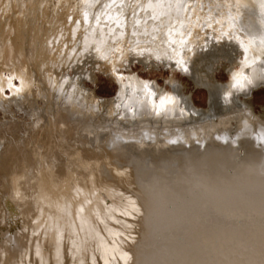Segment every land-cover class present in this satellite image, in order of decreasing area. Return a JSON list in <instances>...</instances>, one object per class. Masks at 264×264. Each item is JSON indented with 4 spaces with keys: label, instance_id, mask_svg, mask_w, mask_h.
Wrapping results in <instances>:
<instances>
[{
    "label": "bare ground",
    "instance_id": "1",
    "mask_svg": "<svg viewBox=\"0 0 264 264\" xmlns=\"http://www.w3.org/2000/svg\"><path fill=\"white\" fill-rule=\"evenodd\" d=\"M76 7L86 8L77 23L72 15L65 27V17L62 33L51 27L49 36L41 22L25 28L10 15L12 37L6 32L9 37L0 41L1 64L8 71V76L0 71V106L13 104L28 119L8 121L4 129L0 122V264H264V115L238 97L263 83L260 68L232 71L242 47L206 29L200 40L180 42L179 35L168 43L171 48L158 43L156 50L132 46L106 52L104 38L78 31L91 9L88 0H77ZM63 31L77 37L85 51L63 50L75 74L60 80L62 69L47 67L54 54L42 56ZM20 36L36 47L42 69L20 61L15 66L12 50L21 55L25 42ZM132 59L175 65L206 90L208 106L196 110L175 86L171 95L160 92L161 103L141 97L140 89L128 98L124 85L120 101H100L83 86L85 66L103 64L112 74ZM220 65L232 77L225 86L213 82ZM52 84L69 98L53 99ZM4 87L10 96H3Z\"/></svg>",
    "mask_w": 264,
    "mask_h": 264
},
{
    "label": "rangeland",
    "instance_id": "2",
    "mask_svg": "<svg viewBox=\"0 0 264 264\" xmlns=\"http://www.w3.org/2000/svg\"><path fill=\"white\" fill-rule=\"evenodd\" d=\"M0 1H2V0H0ZM74 1L75 0H71V1L70 0H63V1H60V0H38V1L37 0H34V1L33 0H28V1L27 0H5L4 1L3 0L2 2H0V4H1L0 8H2L1 13H0V17H1L0 22L1 23L5 22V23L3 24L4 28L3 27L0 28V32H1L0 37L3 36L4 33H5V35L3 36L4 38L3 37L0 38V41L2 40L1 42L5 43L6 38H8L9 36L12 37V35H11L12 32L8 31V25H10V26L12 25L11 20L13 21V18H15V17H17L16 20L20 19L19 24L23 27H25L27 24H28L27 25L28 28H29V25L31 26V28H33L32 26L35 27V25H37V27H41V25L43 24L42 27H43L44 31L46 30L45 33H46V35L48 34V36L52 32L54 33L55 30H57V31L60 30V28H59L60 22L65 17L66 18H65V20H63L61 22V25L64 24L63 26H65V25L68 26L67 23H69L70 18H72V15L75 17L74 19L72 18L74 20V21L73 20L72 21L74 23H77V18L80 17V14L81 15L84 14V10L86 8L84 7L83 9L82 8L80 9V8L76 7L77 6V0L75 2ZM251 1L249 2V0H88L89 7L91 9L86 12L87 14H85L84 20H82L83 25L80 28H78L79 29L78 31L84 32L85 34L91 33L92 36L97 37V38H101V37L104 38L105 44H106L104 50L106 52H108L109 49L111 50V48H114V50L116 51L117 49L120 50V48H123V47L124 48H132V46L137 47V48L146 47V48H150L151 50H156L157 47L155 45H157L158 43L162 44V45H166L168 48L169 47L171 48V45L168 44L169 42H171V40L177 39L176 41H178L182 37L179 41L182 42V40H183V42H184V41H187L188 38H191V36L193 37L194 41L200 40V38L204 35L206 30L207 31L211 30L214 33H216L218 35L220 34L223 37H229L226 39H228V40L231 39L230 41L232 43L236 44V41H237V44H238V45L236 44L237 47L238 46L242 47V48L238 47V52L236 54L235 63H234L237 65L233 66L234 69L232 68V71H235V72L241 71V73H244L246 70L247 71H248V69L251 70L253 67L257 66V68L259 67L260 70L262 71V76L264 77V45H263L264 34L262 33V32H264V29H263V27H264V25H263L264 24V0H262V1L257 0L258 1L257 4L258 5L261 4L263 7L262 9L260 7L261 5L259 6L260 8L256 4H255L256 6L254 5V3H256L257 1L256 2L254 0L252 2ZM27 3L29 5H27ZM252 3L254 6L252 5ZM9 4H11V5H9ZM23 4H25V5H23ZM3 5H5V6H3ZM47 5L48 6L51 5V6L48 7ZM57 5H59L62 10L59 9V7H56ZM64 5L67 6L66 8H68V9H66ZM73 5H75V6L73 7ZM10 6H11V9H10ZM23 6L25 7L26 11H25V9L21 10V7L24 8ZM61 6H63L64 10ZM41 7H44L43 10ZM40 9L42 12H45L46 14H41ZM70 9H71V11H70ZM14 10H15V12H14ZM60 10L63 12L65 11L66 14L63 13V15L65 14L63 16L62 12ZM72 10H74L73 13H71ZM75 10H76V12H75ZM256 10H258V11H256ZM261 10H263V11H261ZM253 11L255 13L256 12L257 13L255 14ZM10 12L11 13L13 12V13L11 14ZM54 12L56 15L57 14L59 15V16L57 15L58 18H56V15L54 14ZM68 12H69V14H67ZM261 12H262V14H261ZM3 13H5V14H3ZM6 13H7V15L8 14L9 15L7 16ZM16 14H17V16H16ZM77 14H78V16H77ZM10 15L11 16L13 15L12 16L13 18ZM22 15H24V16L22 18H20ZM26 16L27 17L29 16V18L28 19L25 18ZM36 16H37V18H35ZM43 16H46V19ZM51 16H52V22H51ZM242 17H244V18L241 19ZM258 17H260V19ZM48 18L50 20H48ZM23 19H24V21H23ZM35 19H37V20H35ZM244 20H245V22H244ZM8 21L10 24L8 23ZM34 21H36V22H34ZM45 21L48 24H46ZM40 22L42 23L41 25L39 24ZM50 22H51V24H50ZM246 22L248 24L250 23L249 26H247V27L245 25V24H247ZM33 23H34V25H33ZM54 24L55 25L58 24V27H57V25L54 27ZM67 26H65V27H67ZM51 27H53L54 31L52 30ZM215 27L218 29L217 31L219 33L216 31ZM255 28H258V30L257 29L255 30ZM49 29H51V31ZM203 30H205V31H203ZM34 31L36 32L35 29H34ZM61 31L62 30H60V32ZM251 31H252V33H251ZM6 32H7V35H8V32L10 33L9 36L6 35ZM253 32H254V34H253ZM175 33L177 34V36H174ZM185 33H186V35H185ZM259 33L261 35L260 37H259ZM65 34H66L65 32L62 34L63 35L62 38L68 36L69 39L73 40L75 37L74 36L73 38H70L71 37L70 34L69 35H67V34L65 35ZM201 34H202V36H201ZM179 35H180V38H179ZM171 36L174 37V39ZM20 38H21V36H20ZM62 38L60 37V40H59L60 42L62 41L61 43L59 41H57L53 44L52 47H50V45L47 44L49 50H45V54H43V56H42L44 59L47 58V55L49 57V55H51V54H54L51 57V59L53 57L55 58L57 56L55 59L54 58L52 59V61L54 60V62H52V64H54L53 66H55V68L50 67L49 65L52 66V64H49V63H47V67H49L52 70V72H57L59 69H62L61 70L62 76L65 75V77L63 76L62 78H60V80H64L67 77L73 78V76L75 74L73 69H72L71 62L69 61L70 63L69 62L67 63L66 61H68V59H66V57L61 54L64 52L63 50H66L69 47L70 49H73L72 52H75V55H77L78 52H80L79 53V55H80L85 51L84 49H82L80 43H79V45H77L78 44L77 37H75L76 39L74 41L69 40L67 37L64 39L65 40L67 39L68 41H65L64 39L62 40ZM153 38L156 40H154ZM23 39L24 38L22 37L20 40L21 44H23V42H24ZM50 39L51 38H48V41ZM166 39H168V40H166ZM24 40L26 43L24 42V44H23V49H22L21 55H18L17 52L14 50V48L12 50V54L14 55V58L12 59V61L13 60L16 61V62L13 61V63L15 64V66H18L21 63H23V64L25 63L28 66L33 65L34 68L38 67V68L42 69L43 67H40L42 65L38 64L39 62L40 63L42 62V57L37 56L35 54V52L33 51L36 47L34 49H32L33 48L32 43H31V41L29 42L30 39H28V37H25ZM119 40H121V41H119ZM255 40H257V41H255ZM64 42L65 43L67 42L66 45ZM29 43H30V45H29ZM56 43H57V45H60L61 47H58V46L54 47V45H56ZM25 44H26V47H24ZM64 45H65V47H64ZM76 45L78 47V50H77ZM27 47H29V48H27ZM75 47H76V49H75ZM244 47H245L246 51L243 50ZM26 48L28 50H26ZM51 48H52V50H51ZM95 49H96V47H95ZM107 49H108V51H107ZM240 49L243 51L239 52ZM30 50H32V51H30ZM48 51H50V53H48ZM72 52H71V54H72ZM259 52H261V53H259ZM27 53L29 55H27ZM32 54L37 56L39 58V60L37 57L33 56ZM28 56H29V60H28ZM59 56H61V57H59ZM18 57L20 60L17 59ZM36 58H37V61H36ZM58 58H60V59H58ZM32 59H33V61H32ZM72 59L73 58H71V60ZM0 60H1L0 61V65H1L0 71L2 72V74L4 76H8V71L6 69V66H2V64H1L2 63V57L1 56H0ZM57 60H58V62H57ZM151 62H152V64H150L149 62H146V64H145V63H139L137 60L132 59L128 64H125V63L122 64L123 65L122 67L121 66H119V68L115 67L113 69L114 71H112V74H111V71H108L106 69L105 65H103V64L98 65L97 63H95L94 64L95 68L93 66L91 67V66L87 65L84 68L85 71L80 73L81 82H82V84H84L83 86H85L86 89L93 91V93L95 94V97L100 101H110L113 99H119V101H120V99L123 98V97H121L120 94L122 92H124V89L122 88V86L124 85V86H126L125 88L127 89V92H128V95H127L128 98L130 95L135 96L134 94H136V93H134V92L139 91V89H140V90H143L142 92L140 91L141 97L146 96V99L149 97V99L152 100L154 103H161L164 98L162 96H160V92L161 93L166 92L167 95H171L174 93L173 87L175 86V87H179L182 90V93L191 99L192 106L194 108H196V110L206 109V107L208 106L207 103L209 104V101H207L208 100L207 92L205 89H203V87L194 85L193 82L191 81V79L188 77V75L185 72H183L182 70L176 68L175 65H174L175 67L171 66V68H168V66H163L159 62H155V60H152ZM240 62L243 63L244 70H241L242 66H241ZM246 62L248 65L246 64ZM254 62H256L257 64ZM35 64H36V66H35ZM124 65H126V68ZM251 65H253V67ZM60 66H61V68H60ZM249 67H251V69ZM2 69L4 71L6 70V72L4 73V71ZM63 70H65V71H63ZM87 71H88V73H87ZM115 71L117 73H114ZM91 73L93 74V77L91 76L92 75ZM87 75H89L90 77L88 76V78H86ZM230 75H231L230 72H228L227 69H224V67L222 65H220L213 72V75H212L213 76V82L217 83L219 85H224V86L226 84L228 85L232 80V77ZM10 82H12L11 83L12 86H16V87L19 86L18 79L16 76H13V77L11 76ZM262 82L263 83H261L260 85H258L256 87L254 86L255 88L251 87L249 90L248 96H245V94H243V95L239 94L238 95L239 99L245 100L251 106L254 114L259 115V116L264 115V85H263L264 81H262ZM59 83L58 84L56 83V85L58 86ZM56 85L52 84V86L49 88L50 89L49 92L53 95V99L58 97L59 94H62V95H64L63 96L64 98L62 97L63 102L66 101V99L69 98L70 93H68V94L64 93L63 94L62 91H59L56 88ZM133 86L136 88H134ZM145 86H147V87H145ZM148 87H150V88H148ZM32 88L34 90L36 87L33 86ZM51 90H53V91L51 92ZM144 91H145V93H144ZM146 91H148V92H146ZM2 94L5 97L10 96V90L8 89V87H4V89L2 90ZM142 94H143V96H142ZM127 106H128L127 103H125L123 111H126L125 108ZM8 109L5 108L4 106H0V122H3V124L1 125L2 129H4V127H6L8 121H9L8 125H10L12 123V121L17 122V121L22 120L23 122H27L28 119H27L26 115L22 111L17 110L16 106L11 104L10 105L11 111H10V109L9 110ZM131 110H132V107H131ZM12 116H14V117L12 118ZM1 117H3V118H1Z\"/></svg>",
    "mask_w": 264,
    "mask_h": 264
}]
</instances>
